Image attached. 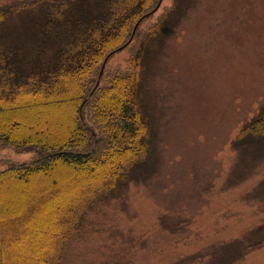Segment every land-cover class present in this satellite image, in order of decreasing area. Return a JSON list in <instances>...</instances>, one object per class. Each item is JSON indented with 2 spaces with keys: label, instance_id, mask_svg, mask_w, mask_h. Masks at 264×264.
<instances>
[{
  "label": "rangeland",
  "instance_id": "rangeland-1",
  "mask_svg": "<svg viewBox=\"0 0 264 264\" xmlns=\"http://www.w3.org/2000/svg\"><path fill=\"white\" fill-rule=\"evenodd\" d=\"M171 5L163 0L139 37L108 57L101 85L129 66ZM161 40L148 43L143 71L147 174L89 212L65 264H226L229 244L260 245L233 264H264V134L246 128L264 107V0H186ZM65 115L49 112L41 126ZM35 154L0 147V171ZM73 184L83 190L88 180Z\"/></svg>",
  "mask_w": 264,
  "mask_h": 264
},
{
  "label": "trees",
  "instance_id": "trees-1",
  "mask_svg": "<svg viewBox=\"0 0 264 264\" xmlns=\"http://www.w3.org/2000/svg\"><path fill=\"white\" fill-rule=\"evenodd\" d=\"M162 1L20 0L0 7V147L36 153L33 161L0 171V264H65L89 212L105 206L137 171L147 174L148 43L162 42L186 0H172L129 66L104 85L101 69L139 37ZM63 109L65 118L51 120L46 131L42 116ZM246 128L264 134V107ZM83 176L87 187L75 188ZM251 250L229 244L222 253L233 264Z\"/></svg>",
  "mask_w": 264,
  "mask_h": 264
},
{
  "label": "water",
  "instance_id": "water-1",
  "mask_svg": "<svg viewBox=\"0 0 264 264\" xmlns=\"http://www.w3.org/2000/svg\"><path fill=\"white\" fill-rule=\"evenodd\" d=\"M105 62H106V60H105ZM105 62H104V63H105Z\"/></svg>",
  "mask_w": 264,
  "mask_h": 264
}]
</instances>
